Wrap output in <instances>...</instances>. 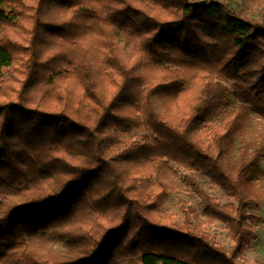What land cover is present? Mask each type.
<instances>
[{"label":"trees","instance_id":"16d2710c","mask_svg":"<svg viewBox=\"0 0 264 264\" xmlns=\"http://www.w3.org/2000/svg\"><path fill=\"white\" fill-rule=\"evenodd\" d=\"M193 1L0 0V264H248L223 119H264V0Z\"/></svg>","mask_w":264,"mask_h":264},{"label":"rangeland","instance_id":"374dc122","mask_svg":"<svg viewBox=\"0 0 264 264\" xmlns=\"http://www.w3.org/2000/svg\"><path fill=\"white\" fill-rule=\"evenodd\" d=\"M226 112L228 118L223 121L230 127L225 138L226 160L232 167H236L240 160L247 161L254 157L255 163L241 176V180L244 185H250L262 193L259 207L254 210L253 234L255 235L250 245L243 250L241 258L248 264H264V119H259L233 99L230 100ZM198 179L205 190L219 202L226 200L209 180ZM168 194L163 208L166 212L173 214L177 221L181 220V211L178 208L179 198L183 200L185 206L201 212L198 198L189 190L170 191ZM208 232L215 236L216 243L229 245L226 229L222 224L208 226Z\"/></svg>","mask_w":264,"mask_h":264},{"label":"water","instance_id":"95a60500","mask_svg":"<svg viewBox=\"0 0 264 264\" xmlns=\"http://www.w3.org/2000/svg\"><path fill=\"white\" fill-rule=\"evenodd\" d=\"M190 5L193 7V8H199V7H204L206 5V2L205 0H199V1H193L190 3Z\"/></svg>","mask_w":264,"mask_h":264}]
</instances>
